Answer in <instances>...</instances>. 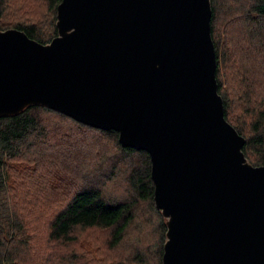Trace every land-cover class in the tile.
I'll use <instances>...</instances> for the list:
<instances>
[{
	"label": "water",
	"instance_id": "obj_1",
	"mask_svg": "<svg viewBox=\"0 0 264 264\" xmlns=\"http://www.w3.org/2000/svg\"><path fill=\"white\" fill-rule=\"evenodd\" d=\"M210 0H60L47 43L0 29V116L30 105L150 155L161 264H264V165L225 119Z\"/></svg>",
	"mask_w": 264,
	"mask_h": 264
},
{
	"label": "trees",
	"instance_id": "obj_2",
	"mask_svg": "<svg viewBox=\"0 0 264 264\" xmlns=\"http://www.w3.org/2000/svg\"><path fill=\"white\" fill-rule=\"evenodd\" d=\"M59 2L0 0V29L11 26L47 43L57 34ZM210 3L224 117L244 137L247 160L264 165V0ZM237 55L243 59L239 65ZM226 65L231 72L224 79ZM239 103L246 108L247 131L245 121L233 116ZM42 111L60 123L43 125ZM30 158L39 164L36 176L12 166ZM150 172L149 153L122 146L115 130L83 124L41 105L0 116V264H11L8 254L25 232H40L41 212L46 245L74 250L78 264H161L166 225L154 202ZM149 228L153 245L141 250L138 244Z\"/></svg>",
	"mask_w": 264,
	"mask_h": 264
},
{
	"label": "rangeland",
	"instance_id": "obj_3",
	"mask_svg": "<svg viewBox=\"0 0 264 264\" xmlns=\"http://www.w3.org/2000/svg\"><path fill=\"white\" fill-rule=\"evenodd\" d=\"M10 3V2H8ZM13 13V12H11ZM3 17V16H2ZM1 19V18H0ZM5 21L9 22L11 24L10 17H5ZM15 20V19H14ZM13 20V21H14ZM10 28H14L11 27ZM238 62L237 64L239 65L241 63L242 58H240L237 55ZM256 66H258V63H254ZM231 72V69L226 66H222L221 69V74L224 75V79L226 76H228ZM235 96L238 94V90H233L232 91ZM262 106V105H261ZM260 106V107H261ZM245 106L242 103L237 104L233 108V116L235 119H240V121L244 120L245 121V127L246 131L248 130V117H245ZM40 118L42 121L43 125L46 124H55L58 125L60 123V120L58 119L59 117L53 115L49 111H42L40 112ZM43 130L50 131L46 129L47 127H43ZM31 160V161H30ZM30 160H22L20 162H14L12 163L13 167H20V171H28V170H33L32 174L36 176L37 174V166L39 165L38 162L36 161L35 164H33V161L31 158ZM47 174L46 172L44 173V177H46ZM45 213L41 212V218L37 220V225L41 228L40 232H36L32 235H30L28 232H25L22 236L21 241H17L15 244L12 252H10L8 255H12L10 258L11 264H78L77 263V256L74 253V250H70V248L63 249L61 246L57 244H49V246L46 245V241L44 239V233L46 231V225L44 224V218L43 215ZM149 230H145L143 233V236H145L144 240L140 242L138 245L141 250L147 249L149 247H152V239L153 235ZM81 229H76V233L78 234L81 232ZM31 232V231H30ZM95 234L98 237H101V233L95 232ZM103 254L107 259L108 257L105 254V247L103 250ZM113 256H115L114 253H112ZM10 257V256H9Z\"/></svg>",
	"mask_w": 264,
	"mask_h": 264
}]
</instances>
